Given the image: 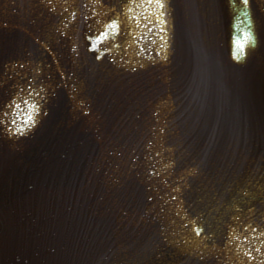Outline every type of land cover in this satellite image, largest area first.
Instances as JSON below:
<instances>
[{"label":"water","instance_id":"1","mask_svg":"<svg viewBox=\"0 0 264 264\" xmlns=\"http://www.w3.org/2000/svg\"><path fill=\"white\" fill-rule=\"evenodd\" d=\"M0 264H264V0H0Z\"/></svg>","mask_w":264,"mask_h":264},{"label":"snow or ice","instance_id":"2","mask_svg":"<svg viewBox=\"0 0 264 264\" xmlns=\"http://www.w3.org/2000/svg\"><path fill=\"white\" fill-rule=\"evenodd\" d=\"M135 2V0H133V3ZM149 2H151V0H149ZM237 2V0H233V3L235 4ZM156 3L157 5L160 7V8H163L164 7V0H156ZM242 3L244 5H248L249 4V0H242ZM108 28H110L113 32L115 31H118L119 30V24L116 20H112L111 23L108 25ZM251 36V34H249ZM108 36V32L106 31L105 33H103L101 36L97 37V40H103L105 39L106 37ZM92 48H97L98 47V44L97 43H93L92 45ZM239 58V57H238ZM31 119V118H30ZM202 231V229H200L199 227L196 228V232L197 234H199L200 232ZM55 249H53L54 251ZM248 256L251 257L252 256V253L249 251L248 253Z\"/></svg>","mask_w":264,"mask_h":264}]
</instances>
